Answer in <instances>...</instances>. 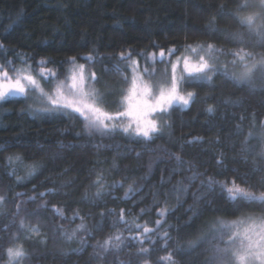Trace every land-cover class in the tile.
<instances>
[{"label":"trees","instance_id":"16d2710c","mask_svg":"<svg viewBox=\"0 0 264 264\" xmlns=\"http://www.w3.org/2000/svg\"><path fill=\"white\" fill-rule=\"evenodd\" d=\"M240 2L0 0V44L4 46L0 63L13 61L11 65L16 67L24 57L36 67L44 60L45 68L60 77L74 57L76 63L90 66L96 73L95 85L104 95V107L115 111L124 87L114 70L117 65L123 69L118 63L121 53L160 56L162 49L165 54L169 49L179 53L189 45L208 44L222 48L227 57L240 48L264 53V43L250 36L236 18ZM233 32L244 34L243 43L232 39ZM89 54L94 57L92 65L84 60ZM230 67L216 71L211 81L188 84L185 90L195 92L191 103L170 109L165 117L168 124L148 142L119 132L91 136L80 118L38 113L22 97L0 101V196L6 198L0 204V264L6 262V248L17 244H23L28 254L23 264H141L145 258L156 264L157 258L165 255L164 241L154 234L156 243L146 242L145 246L155 250L149 257H136L139 245L131 240L135 235L132 221L155 228L156 220L161 219L157 209L165 206L169 211L161 232L170 233L169 248L179 242L185 249L175 257L178 264H210L207 243L213 226L264 215V208L258 205L229 201L219 185L209 190L201 184L211 176L220 181L235 179L254 191L264 190L258 183L264 171L253 170L264 169V158L258 155L264 148L260 128L264 88L235 84ZM256 76L259 80L261 73ZM209 105L214 108L211 113ZM250 129L254 132L249 142L252 150L245 154L241 144ZM16 155L22 161L10 166L7 157ZM217 159L222 163L217 164ZM33 163L38 167L28 176V166ZM13 170L15 175H9ZM17 175L25 178L17 182ZM97 177L104 185L100 196L94 183ZM129 184L135 191L125 197ZM178 187L187 188L179 203ZM48 189L55 191L48 193ZM41 192L46 193L42 198ZM32 196L36 199L30 200ZM45 202L47 206L41 207ZM53 206L63 210L64 218ZM121 209L128 224L118 222ZM76 212L79 216L74 217ZM79 217L84 218L86 230L66 240L62 233L81 224ZM33 225H38V234L28 231ZM115 233L130 246L109 251L102 258L94 256V251H102L94 249L97 241ZM199 237H203L201 242L189 249L188 242Z\"/></svg>","mask_w":264,"mask_h":264},{"label":"snow or ice","instance_id":"6c2138e0","mask_svg":"<svg viewBox=\"0 0 264 264\" xmlns=\"http://www.w3.org/2000/svg\"><path fill=\"white\" fill-rule=\"evenodd\" d=\"M258 10L250 11L246 15L240 13L249 8L250 0H241L236 7V18L242 27L247 29L248 34L259 37L260 41L264 43V0H257ZM223 7V5L221 6ZM11 27V25L9 26ZM232 39L243 43L244 34L241 32H233ZM0 44V48H3ZM191 53L206 52V55H199V60L192 62L189 56L178 57L176 62L171 63V79L164 83H153L151 77L154 75V70L149 71L147 67L141 70L135 59L132 58L131 53H121L120 59L122 61H130L128 69L131 70V79L127 75L123 76L124 82L128 87L121 89L120 99L117 103L115 112H109L104 107V96L95 87L90 86L98 79L95 72L90 75L86 71L84 64L75 66L72 69L71 75L66 77L65 80L59 81L55 87L46 92L42 87L41 78H55V73L51 70H46L43 67L38 74H33L31 66L25 68L13 67L11 71L5 66L0 64V101H4L9 97L23 96L27 97L29 93H37L44 106L37 111L39 112H57L73 118H80L84 121L85 130L89 135L93 133H100L107 135L120 131L130 138L143 140L144 142L152 141L158 134L163 131V128L168 124L167 120L162 119L170 109L176 106L187 107L195 97L194 91H185L186 84L195 83L197 81H211L212 73L216 71L213 62V54L216 52H223L222 48H216L213 44H208L205 49L203 45L193 47L188 46ZM174 49H169L173 52ZM160 57L165 56L162 49L159 53ZM234 59L232 64L237 61L242 65L239 73H233L231 79L237 85L248 86L250 89L257 87L264 88V53L255 54L246 51L244 48L232 51ZM259 56V58H257ZM155 60V54L151 56ZM75 65V58H70ZM86 59L91 62L94 57L89 54ZM147 59V58H146ZM183 60L185 75H177V68L180 60ZM26 63V60H25ZM41 65L45 63L44 60L39 62ZM6 64L11 65L13 61H6ZM115 72L120 73L121 68L119 65L115 67ZM260 72L261 76L258 80L256 73ZM147 77V79H146ZM207 111L209 113L214 111L212 105H209ZM243 119V117H241ZM255 114H253V127L255 126ZM237 132L241 130V125H237ZM260 128L262 130L261 139L264 140V120L260 121ZM254 132L250 129L247 136L241 144V152L249 153L252 149L250 147V139L253 137ZM199 140L200 138H195ZM194 141H189L192 143ZM261 158H264V148L258 153ZM9 165L14 162H21L22 158L19 155L7 157ZM178 162H181V157L176 156ZM222 163L217 159V164ZM38 165L33 163L28 166L27 175L31 176L37 169ZM254 171H264L261 168H254ZM9 175H15L13 170ZM195 173L192 179H195ZM25 177L16 176L17 182L22 181ZM98 185L96 195L100 196L104 185L100 183V178L94 181ZM261 186H264V175L258 180ZM202 186L207 187L209 190L214 185H219L222 191L227 193V199L233 203L255 204L264 208V190L254 191L252 187H244L236 183L233 179L231 182L227 180H216L214 177L209 176L207 183L201 182ZM115 186V185H114ZM55 189H48V193H53ZM135 191L132 184H129L125 197H128ZM187 188H177L176 198L177 202L180 201L182 192H186ZM17 195H23L17 193ZM46 195L45 192L39 193L42 198ZM195 195V194H194ZM4 196H0V204L5 201ZM30 200H35L36 196L29 197ZM46 202L41 207H46ZM20 205L17 204L19 211ZM57 215L64 218L63 210L53 206ZM189 210H193V206H189ZM114 211V210H110ZM169 209L167 206L158 208L157 212L161 219L156 220L157 227L151 228L146 224H134L135 235L131 237L139 247L136 249L134 255L136 257H149L151 252L155 249L153 247H146L145 243L149 242L154 245L156 241L153 239L154 234H159V238L164 241L163 250L165 255L157 258L156 264H178L175 259L176 255L183 252L184 246L177 242L174 247L169 248L168 244L171 240L170 233L167 230L161 232L163 218L167 215ZM144 212V209H141ZM79 216L76 212L73 214ZM103 216L104 213H101ZM82 221L71 232H63L62 235L66 240L71 241L76 238L77 233L86 230V225L83 223V217H79ZM119 223L128 224L125 219V210H120ZM115 223V222H114ZM20 227L24 228L25 224L21 220ZM142 229V231H140ZM130 232L132 228L128 229ZM28 231L33 234L39 233L38 225H33L28 228ZM213 233V238L219 242L212 248L211 260L213 264H264V215L260 217L249 216L246 219H240L231 223L219 222L210 230ZM227 236V239L224 237ZM14 239H18L14 235ZM203 237H199L188 242L189 249L196 246L201 242ZM81 243L85 241L81 238ZM223 245V246H221ZM130 245L125 244V238L119 234H110L102 242L97 241L94 249L102 250L99 253L94 251V256L99 255L101 258L109 251H120L123 247ZM7 261L6 264H23L27 257V252L23 244L9 246L6 248ZM123 264V262H122ZM131 264V261L128 262ZM141 264H151L149 259H143Z\"/></svg>","mask_w":264,"mask_h":264},{"label":"rangeland","instance_id":"374dc122","mask_svg":"<svg viewBox=\"0 0 264 264\" xmlns=\"http://www.w3.org/2000/svg\"><path fill=\"white\" fill-rule=\"evenodd\" d=\"M256 10H258L257 0H251L250 6H249V8H247V11L245 12L244 15H246L247 12L256 11ZM194 47H196V46H194ZM204 48L206 49L207 46H204ZM125 54H127V53H125ZM206 54H207L206 52H198V53L194 54V53H191V51L188 48V49L182 50L179 53H176L174 51L171 52V53L168 52V53L165 54V56L163 58H161L160 56H155V60H153L151 58V56L153 54H146V55L144 54V55H140V56H132V58L137 61L138 66H139V68L141 70H143L145 67H147L149 69V71H153L154 70V75L151 77V80H152L153 83H157L158 84V83H164L165 81H170L171 75H172V72H171V63L176 62L178 57L189 56L191 58L192 62H196V61L199 60V55H206ZM212 59H213V62L215 64V67L217 69L216 71H218V70H221V69L222 70H227V68L230 67V65L232 64L231 61L234 59V57L233 56L232 57H227L226 55H224L223 52H216V53L213 54ZM25 60H26V63H25ZM84 60L87 63H90L86 58H84ZM19 62L20 63H18L15 68H25V67H27V66L30 65L29 64V58L21 57V58H19ZM39 62L40 61L37 62L36 67H32L30 65L33 74H38L41 71V68L42 67L44 69H46L45 68L46 67V64L44 63L43 65H41ZM69 63H70L69 64V69H68V71L66 72V74L64 76H60L59 77V76L56 75L55 72H53V73H55V78H51V77L41 78L42 87H44V89H45L46 92H50L59 81L65 80L66 77H69L71 75L72 69L75 66L80 65L79 63H76V62H75V65H74L72 63V61H70ZM118 63H120L121 64V67H123V69H121V72L119 73L121 79L123 80V76L124 75H127L129 77V82H130L132 73H131V70L128 69V67H127L128 64L130 63V61H122L120 59V56H118ZM3 64H5V66L10 71L14 67V66L8 65L6 63H3ZM85 67H86V71H87V73L89 75L94 72L92 70V68H90V66H85ZM230 68H231V71L230 72H232V73H239L241 71V69H242V65L239 63V61H237L236 68L233 67V65ZM216 71H214L212 74H214ZM177 75L178 76L185 75V73H184V66H183V60L182 59L180 60V62L178 64ZM146 79H147V77H146ZM89 83H90V86L96 88L95 83L94 84H91V82H89ZM187 85L188 84H186L184 86V90L186 89L185 87ZM126 87H128V85L124 82V87L123 88H126ZM17 97H22V98L28 99V102L30 103L31 106H33L35 108V111H37L38 109H40V108H42L44 106V104L42 103V101L39 98V96H38L37 93H29V95L27 97H23V96H17ZM9 98H12V97H9ZM176 107L186 108V107H183V106H176ZM107 111H109V110H107ZM115 111L112 110V111H109V112H115ZM37 112L38 113H42V114L57 113V112H39V111H37ZM60 114H62V113H60ZM165 117H166V115H164L162 117V119L165 120ZM117 132L122 133L120 131H117ZM122 134H124V133H122ZM91 136H99V137H102V136H105V135H101L100 133L96 132V133L91 134ZM81 235H82V231L78 234V236H81ZM224 239H227V236H225ZM218 242L219 241L217 239H214L213 236H211L210 240H208V243L207 244L209 245V248H210V249L209 248L208 249H209V252L211 254V256H209L210 264H213V262L211 260V257L213 255L212 248ZM134 243L137 244L136 242H134ZM221 246H223V245H221ZM6 261H7V255H6ZM3 264H6V262H4Z\"/></svg>","mask_w":264,"mask_h":264}]
</instances>
